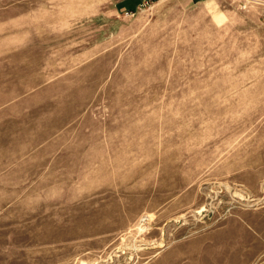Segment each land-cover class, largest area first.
Masks as SVG:
<instances>
[{
	"label": "rangeland",
	"instance_id": "rangeland-1",
	"mask_svg": "<svg viewBox=\"0 0 264 264\" xmlns=\"http://www.w3.org/2000/svg\"><path fill=\"white\" fill-rule=\"evenodd\" d=\"M0 264H264V0H0Z\"/></svg>",
	"mask_w": 264,
	"mask_h": 264
},
{
	"label": "built area",
	"instance_id": "built-area-1",
	"mask_svg": "<svg viewBox=\"0 0 264 264\" xmlns=\"http://www.w3.org/2000/svg\"><path fill=\"white\" fill-rule=\"evenodd\" d=\"M151 1H156V0H151ZM233 1H237L238 3L243 2V4H244V2L247 0H233Z\"/></svg>",
	"mask_w": 264,
	"mask_h": 264
}]
</instances>
